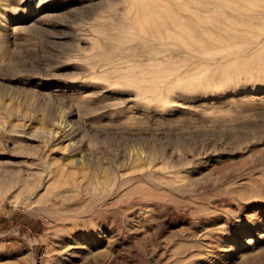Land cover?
Listing matches in <instances>:
<instances>
[{
  "label": "rangeland",
  "instance_id": "rangeland-1",
  "mask_svg": "<svg viewBox=\"0 0 264 264\" xmlns=\"http://www.w3.org/2000/svg\"><path fill=\"white\" fill-rule=\"evenodd\" d=\"M0 185V264H264V0H0Z\"/></svg>",
  "mask_w": 264,
  "mask_h": 264
},
{
  "label": "bare ground",
  "instance_id": "bare-ground-1",
  "mask_svg": "<svg viewBox=\"0 0 264 264\" xmlns=\"http://www.w3.org/2000/svg\"><path fill=\"white\" fill-rule=\"evenodd\" d=\"M150 153L151 154H154L155 153V151H154V149H150ZM47 158V157H46ZM53 157H51V159H52ZM50 159V158H49ZM54 160V159H53ZM55 161H52V164H51V161H49L48 159H44L43 160V166H44V171L45 170H47V169H49V168H51L52 167V165H54L53 163H54ZM56 163V162H55ZM77 163V162H76ZM50 165H51V167H50ZM62 165V164H61ZM61 165H58V163L55 165L56 167H53L54 168V170L52 171V170H50V171H52V174H53V172H54V174H55V172H56V174H57V176L58 175H60L61 176V178L63 177V174H65V175H68L67 177H68V179H70V178H72V179H74V181H73V183H72V185H73V189H74V187L76 188V190H75V192L74 191H71L70 190V188L67 190L66 189V191H64L62 194L61 193H59V192H61L60 190H58L59 192H57V193H59L60 195L58 196V195H56V194H54V195H56V196H54L55 197V204L57 205V206H59V208L61 207V205H62V207H65V206H67V207H71L72 208V206L74 207V205H72L73 204V202H75V201H77L76 203H78L79 201H81V202H84V201H86L87 203H91V204H97L98 202H106V200H108V199H111V198H114V197H120V196H118L117 194L118 193H121V192H118L117 190H119V191H121V190H123V189H121L120 190V187H116V185L113 187V185L116 183V178H114V173L113 174H110V175H108V176H106L101 182H99L98 183V181H100L101 179H100V177L98 176V174H96V172H97V170L99 169V165H98V161L97 160H94L93 162H92V165L94 166V171H92V170H89V172H83L82 174L81 173H79V174H81L82 175V177H83V179H85L86 181V184L85 185H81V183L79 184L78 183V181L76 180V177L75 176H77V173L76 172H73L72 170H66V169H64ZM46 168V169H45ZM68 169V168H67ZM95 170H96V172H95ZM50 171H49V173H50ZM88 171V170H87ZM46 172V171H45ZM79 172H82V171H79ZM6 174V173H5ZM51 174V173H50ZM53 174V175H54ZM29 175H31V174H29ZM52 175V177L54 178V176ZM64 175V176H65ZM47 176H49V174L47 175ZM56 175H55V178L57 177ZM9 177H12V181H19L20 183H22L21 184V186L24 188L25 186V184H28L27 183V181H26V178H23L21 175H19V174H15V173H13L12 175H10ZM66 177V178H67ZM57 179V178H56ZM53 179L54 181H59L60 179ZM63 179V178H62ZM43 179H40V180H38V183H39V185L38 186H36V187H34L33 189H32V193H31V195L33 196L34 195V197L35 196H37V194L39 195V193H40V191H42V190H44V188H45V183H43V181H42ZM64 180H65V182H66V179H63V182H64ZM53 182L54 183V186H56L57 184L56 183H60V182ZM68 181V180H67ZM61 182H62V180H61ZM112 182H114L113 183V185H111L110 186V188L108 189V191H106V192H104L105 191V189H107V187H108V185H110V183H112ZM61 184V183H60ZM86 185H87V187H86ZM88 187L91 189L90 191H88V190H86V188L88 189ZM116 187V188H115ZM1 188H4V186L3 185H0V189ZM118 188V189H117ZM78 189H79V191H78ZM121 195V194H120ZM118 198H114V199H112V201L113 200H115V199H117L118 200ZM117 200H116V202H117ZM113 202H115V201H113ZM60 204V205H59ZM79 204H80V202H79ZM99 204V203H98ZM102 204V203H101ZM100 204V205H101ZM72 205V206H71ZM85 206V205H84ZM67 207H66V209H67ZM70 209V208H69ZM78 209V208H77ZM71 210V209H70ZM63 211V210H62ZM71 211H75L74 210V208H73V210H71ZM66 212V211H65ZM70 213V212H69ZM68 213V214H69ZM71 232V231H70ZM70 232H66V236H64L65 238H69L70 237V235H71V233ZM73 232V231H72ZM62 239V238H61ZM64 241V240H63ZM65 245V244H64ZM64 245H63V247H64ZM61 248V247H60ZM58 249V248H57ZM59 251H60V249H58Z\"/></svg>",
  "mask_w": 264,
  "mask_h": 264
}]
</instances>
